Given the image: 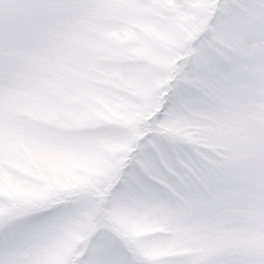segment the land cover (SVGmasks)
Returning <instances> with one entry per match:
<instances>
[{
    "label": "snow or ice",
    "instance_id": "6c2138e0",
    "mask_svg": "<svg viewBox=\"0 0 264 264\" xmlns=\"http://www.w3.org/2000/svg\"><path fill=\"white\" fill-rule=\"evenodd\" d=\"M0 264H264V0H0Z\"/></svg>",
    "mask_w": 264,
    "mask_h": 264
},
{
    "label": "clouds",
    "instance_id": "9594fccd",
    "mask_svg": "<svg viewBox=\"0 0 264 264\" xmlns=\"http://www.w3.org/2000/svg\"><path fill=\"white\" fill-rule=\"evenodd\" d=\"M108 43V42H106ZM111 89H102L98 95L108 98ZM90 106L82 108L81 112L85 122L96 117L97 110H101V104L96 100H90ZM38 123V121H30ZM98 129L79 127L74 129L78 139L86 140L88 137L95 136ZM193 132H200V129H192ZM63 148L54 145L47 136L39 135L28 147L18 145L10 155L4 157L5 168L12 175H19L21 181L36 185L42 192L47 193L50 188H55L61 184L67 185L74 182V176L83 175L81 168L73 167L61 158L58 153H62ZM87 164V162H84ZM12 165V166H10ZM17 168L26 169L33 175H23L16 172ZM45 177V180H38L36 177ZM5 190L8 186L5 185ZM157 236H163V233H156ZM51 257H42L41 260L51 262Z\"/></svg>",
    "mask_w": 264,
    "mask_h": 264
}]
</instances>
